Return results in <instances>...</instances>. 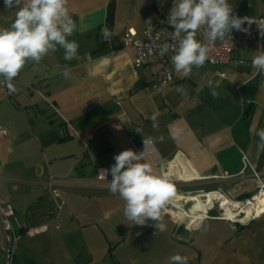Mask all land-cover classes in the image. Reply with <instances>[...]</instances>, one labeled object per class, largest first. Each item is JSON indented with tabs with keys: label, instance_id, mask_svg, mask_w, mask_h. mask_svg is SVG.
Instances as JSON below:
<instances>
[{
	"label": "crops",
	"instance_id": "obj_1",
	"mask_svg": "<svg viewBox=\"0 0 264 264\" xmlns=\"http://www.w3.org/2000/svg\"><path fill=\"white\" fill-rule=\"evenodd\" d=\"M228 2L234 15L252 21L243 28L264 17V0ZM173 4L68 0L76 22L68 39L79 44L77 58L66 61L58 46L40 63L25 65L13 81L15 93L0 89V126L7 129L0 136V204L12 207L20 230L45 226L19 240L14 264H169L175 254L186 256L188 264H264V212L231 222L208 211L210 205L204 215L192 217L182 207L191 195L175 193L180 198L178 205L170 202L177 210L167 207L166 230L148 233V222L132 225L119 215L122 202L109 191L111 174L107 180L96 177L98 168L115 164V155L137 152L144 139L151 142V154L144 158L158 172L172 181L171 164L181 157L196 175L191 180L196 189L208 187L228 200H247L256 190L250 168L241 173L243 156L264 176V151L258 150L255 134L264 128V89L259 87L264 77L252 67V58L264 49V29L227 65L205 62L189 77L173 66V82L156 89L151 79L159 63L135 67L134 48L122 43L128 34L142 40L146 23L173 30L167 21ZM14 19L15 10L0 0V28ZM102 27L112 36L100 48ZM105 56L107 66L100 62ZM65 65L71 70L67 79L61 74ZM220 71L225 77L217 75ZM181 85L186 96L177 92ZM154 113L158 128L152 126ZM1 248L0 225V264Z\"/></svg>",
	"mask_w": 264,
	"mask_h": 264
},
{
	"label": "clouds",
	"instance_id": "obj_2",
	"mask_svg": "<svg viewBox=\"0 0 264 264\" xmlns=\"http://www.w3.org/2000/svg\"><path fill=\"white\" fill-rule=\"evenodd\" d=\"M4 3L6 9L15 10V19L10 27L0 28V79L9 94H13L17 91L13 81L29 61L40 63L58 46L64 49V59L71 61L78 56L79 44L68 39L76 30L68 0H4ZM167 21L177 42L172 64L182 77H189L193 67H203L208 59L209 47L197 39L198 34L212 44L231 35L233 29L247 31L242 26L245 22L252 23L249 17L234 15L228 0H174ZM100 34L106 41L112 36L107 27H102ZM168 51L167 43L161 46V55ZM100 62L107 66L110 58L101 57ZM252 67L264 77V49L252 58ZM61 74L70 78L71 70L65 65ZM259 87L264 89V79ZM177 92L187 95L183 85L177 87ZM212 95L216 93L213 91ZM158 115L151 116L153 128H158ZM255 134L259 137L258 150L264 151V128ZM158 139L162 142L164 137ZM144 143L148 141L144 139ZM143 153L130 149L120 152L114 156L115 164L102 169L99 176L106 179L111 174L109 191L125 202L123 214L132 225L144 226L151 220L163 232L166 225L162 221L175 188L170 177L158 172ZM169 264H188V258L175 254L169 258Z\"/></svg>",
	"mask_w": 264,
	"mask_h": 264
},
{
	"label": "built area",
	"instance_id": "obj_3",
	"mask_svg": "<svg viewBox=\"0 0 264 264\" xmlns=\"http://www.w3.org/2000/svg\"><path fill=\"white\" fill-rule=\"evenodd\" d=\"M247 31L234 32L231 35L226 36L224 40H217L216 42L209 44L206 37L202 34H198L197 39L209 47L208 59L206 62L217 65L225 66L230 60L232 54L237 50H242L250 47L258 40L259 32L264 29V17L258 16L254 19V27L246 28ZM174 29L167 32L161 25L157 23H146L142 34L143 39L137 40L128 34L123 39V47H132L135 50L134 66L139 67L151 61H157L159 63V68L152 75V86L156 89H162L173 82V64L171 57L174 54L173 49L176 46V40L173 39ZM167 43L169 45V51L164 55L160 54V48L162 45ZM220 77H225L223 71L217 72ZM6 87V85L0 79V89ZM7 134V129L0 126V136H5ZM151 142L140 145L137 147V153H143V155L151 154L150 149ZM243 169L241 173L247 168L251 170V177L255 182V192L247 200L244 201H232L240 207V210L232 207V210L237 214V219H231V222H243L253 218L254 216L264 212V208L260 210L259 213L252 211L249 216L245 217V214L241 211L242 208L251 207L256 203V197L264 198V176L254 169L251 168L247 158L242 157ZM102 169L98 168L96 172V177L98 179H104L99 176ZM219 196L224 195L219 191H213ZM225 197V196H224ZM220 207L219 200H213L212 206L208 208L212 210L214 205ZM220 212L217 215L220 218H224V211L220 208ZM237 210V211H236ZM241 211V212H240ZM14 210L8 204H0V225L2 230V248H1V264H14L16 258V249L19 240L23 236H30L45 230V226L39 228H28L23 226L22 229H18L14 224ZM225 219V218H224ZM242 219V221H238Z\"/></svg>",
	"mask_w": 264,
	"mask_h": 264
},
{
	"label": "bare ground",
	"instance_id": "obj_4",
	"mask_svg": "<svg viewBox=\"0 0 264 264\" xmlns=\"http://www.w3.org/2000/svg\"><path fill=\"white\" fill-rule=\"evenodd\" d=\"M170 172L172 173V175L174 176L175 179H180L182 181H189L192 180L194 177H196L195 173L192 172V169L190 168V166L187 164V162L181 158V157H177L171 164V169ZM206 200L205 201H201L199 198L195 197V196H189L188 197V201L193 202L196 206L193 208H190L188 210V215L192 216V217H199L204 215V212L206 210L207 206H210L213 202V200H219L220 201V208L224 211V217L226 216V214H229L232 210V207L237 208V210H240V207H238V205L228 199H226L225 197H221L219 196L217 193L214 192H209L204 194ZM180 197H178V195H174L172 202L175 205H178L176 202L178 201ZM256 203H254L251 207H246V208H242L241 211L245 214V217L249 216V214L252 211H256V213H259L260 210L262 208H264V198H259L256 197ZM172 207L171 209L173 210H177V208L171 203ZM239 208V209H238ZM195 211L199 212V213H194ZM240 211V212H241ZM234 216L230 217H226L228 220L231 219H237V214H233ZM225 218V219H226ZM238 221H242V219H239Z\"/></svg>",
	"mask_w": 264,
	"mask_h": 264
},
{
	"label": "rangeland",
	"instance_id": "obj_5",
	"mask_svg": "<svg viewBox=\"0 0 264 264\" xmlns=\"http://www.w3.org/2000/svg\"><path fill=\"white\" fill-rule=\"evenodd\" d=\"M188 181V180H187ZM172 183L174 185V188H175V193L177 194H180L182 196H188V195H191V196H195V195H198L199 199L201 201H205L206 198L203 196L204 193H207V192H213L214 190H208V187H204V189H196L198 186L197 184H195L194 182H192L191 180L189 182H183L181 181L180 179H172ZM201 190V191H199ZM250 198V197H249ZM120 200L122 202V204L120 205L121 208H120V213L119 215L121 217H125L124 214H123V210H124V201L119 197V195L115 198V200ZM185 201V199H183ZM182 202V201H181ZM124 203V204H123ZM193 202H188V201H185L182 203V207L184 210H189L190 208H193L195 207L196 205L192 204ZM212 206V204H211ZM171 209V208H170ZM239 209V208H238ZM232 210V209H231ZM220 207H218L216 204L214 205L213 209H212V213L213 214H216L218 215L219 212H220ZM237 211V210H236ZM233 214H235V211H231L229 214H226L225 218L227 217H230L231 216H234ZM237 218V217H236ZM139 226V225H138ZM155 225L153 223H151V220L148 221V228L146 229L149 232H153L155 230ZM172 228V227H170ZM174 237L172 239H175V233L173 235Z\"/></svg>",
	"mask_w": 264,
	"mask_h": 264
},
{
	"label": "trees",
	"instance_id": "obj_6",
	"mask_svg": "<svg viewBox=\"0 0 264 264\" xmlns=\"http://www.w3.org/2000/svg\"><path fill=\"white\" fill-rule=\"evenodd\" d=\"M112 16H113V7L112 5L110 4L108 6V9H107V17H106V20L108 21V23L110 24L111 21H112ZM158 24V23H157ZM105 43H106V40H104L100 34V48H103L105 47Z\"/></svg>",
	"mask_w": 264,
	"mask_h": 264
},
{
	"label": "water",
	"instance_id": "obj_7",
	"mask_svg": "<svg viewBox=\"0 0 264 264\" xmlns=\"http://www.w3.org/2000/svg\"><path fill=\"white\" fill-rule=\"evenodd\" d=\"M168 206L174 209V207H172L171 203H169V205H168Z\"/></svg>",
	"mask_w": 264,
	"mask_h": 264
}]
</instances>
